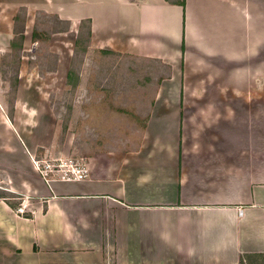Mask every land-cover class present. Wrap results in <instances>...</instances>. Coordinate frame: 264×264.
<instances>
[{
  "label": "crops",
  "instance_id": "1",
  "mask_svg": "<svg viewBox=\"0 0 264 264\" xmlns=\"http://www.w3.org/2000/svg\"><path fill=\"white\" fill-rule=\"evenodd\" d=\"M185 3L0 0V44L25 8L161 71L139 141L90 152L86 179L47 183L21 136L0 154V264H264V0Z\"/></svg>",
  "mask_w": 264,
  "mask_h": 264
},
{
  "label": "rangeland",
  "instance_id": "2",
  "mask_svg": "<svg viewBox=\"0 0 264 264\" xmlns=\"http://www.w3.org/2000/svg\"><path fill=\"white\" fill-rule=\"evenodd\" d=\"M21 19L23 49H12V39L0 44V154L19 149V136L33 148L32 159L42 160L86 156L109 144L139 141L146 107L141 97L153 93L161 71L150 62L98 52L90 44L86 48L87 22L77 32L78 24L52 14L36 13L29 23L23 14ZM2 174L0 169V180ZM0 186V195H7L6 186ZM11 197L19 210L21 196Z\"/></svg>",
  "mask_w": 264,
  "mask_h": 264
},
{
  "label": "built area",
  "instance_id": "3",
  "mask_svg": "<svg viewBox=\"0 0 264 264\" xmlns=\"http://www.w3.org/2000/svg\"><path fill=\"white\" fill-rule=\"evenodd\" d=\"M33 163L42 178L52 181H81L88 177L89 166L86 156L54 157L35 159Z\"/></svg>",
  "mask_w": 264,
  "mask_h": 264
},
{
  "label": "trees",
  "instance_id": "4",
  "mask_svg": "<svg viewBox=\"0 0 264 264\" xmlns=\"http://www.w3.org/2000/svg\"><path fill=\"white\" fill-rule=\"evenodd\" d=\"M171 3H177V4H180L182 5L183 7H185L186 3H185V0H167ZM23 14V22L25 23L26 22V16H27V11L25 8H20L19 12L17 13V15L14 17V21H15V29H14V37L12 38L11 42H10V47L12 49H15L17 46L20 47V49H23V46H24V40H25V26L22 27V29H18V26L17 24L22 20L21 19V15ZM57 17V16H56ZM59 19V17H57ZM61 20V19H59ZM61 21H64V20H61ZM87 22L88 23V37H87V46L86 48L89 47V44L91 42V24H90V20H87V21H82L81 22V25L79 26V30H81L82 28V23H85ZM68 29V28H67ZM69 30V29H68ZM68 30H64V31H68ZM63 32V31H61ZM33 39L35 41H38L40 39V33L38 32V30L35 28L34 31H33ZM79 39L77 38L76 40V46L78 45L79 43ZM72 74H73V71L72 69H70L68 71V74H67V78L68 80L72 79ZM18 82H19V75H17L15 77V86H16V90H17V86H18ZM11 207L13 209H16V206L15 205H12L11 203Z\"/></svg>",
  "mask_w": 264,
  "mask_h": 264
}]
</instances>
